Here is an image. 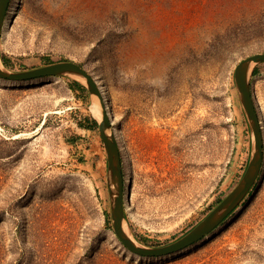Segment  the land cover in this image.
<instances>
[{"label": "rangeland", "instance_id": "1", "mask_svg": "<svg viewBox=\"0 0 264 264\" xmlns=\"http://www.w3.org/2000/svg\"><path fill=\"white\" fill-rule=\"evenodd\" d=\"M256 53L264 0H11L0 30L5 70L72 61L104 86L123 228L149 248L244 174L253 138L233 75ZM30 82L0 79V264H264V141L254 186L206 239L138 257L113 232L97 98L70 75ZM248 83L264 134V62Z\"/></svg>", "mask_w": 264, "mask_h": 264}, {"label": "water", "instance_id": "2", "mask_svg": "<svg viewBox=\"0 0 264 264\" xmlns=\"http://www.w3.org/2000/svg\"><path fill=\"white\" fill-rule=\"evenodd\" d=\"M11 0H0V30ZM264 62V53H256L240 61L234 68L235 88L250 126L253 138V150L248 165L236 186L189 232L176 241L161 247L149 248L136 245L125 233L123 228L124 206L122 203V156L116 137L108 134L111 128L109 118L103 116L98 122V131L102 140L108 169L107 187L110 197V216L113 232L122 246L130 253L144 258L168 256L180 252L199 242L209 235L221 222L226 219L236 205L247 194L261 170L262 141L260 139V125L258 114L254 106L248 83V74L255 64ZM70 75L84 82L88 92L102 103V92L94 78L79 64L72 61L51 63L38 68L21 72H10L0 69V79L13 83ZM262 173H260V176Z\"/></svg>", "mask_w": 264, "mask_h": 264}, {"label": "bare ground", "instance_id": "3", "mask_svg": "<svg viewBox=\"0 0 264 264\" xmlns=\"http://www.w3.org/2000/svg\"><path fill=\"white\" fill-rule=\"evenodd\" d=\"M0 69H2V70H5L4 69V67H3V65H2V63H1V61H0ZM32 81L33 80H31V82L30 83H32ZM29 82V81H28ZM100 89H101V92H102V101L101 102H103V105H102V103H101V105H100V103L98 102V101H96V103H97V106H98V109L95 111V113L97 114V116L98 117H96V118H98V119H102V117L103 116H105V117H110L111 116V106H110V103H109V101H108V96H107V93H106V90H105V88H104V86H100ZM98 121V120H97ZM117 130H116V128H114V124L112 123V125H111V128H110V130H109V132H108V134H113L114 136H116V139L118 138V134H117ZM119 139V138H118ZM260 139H261V141L263 142L264 141V134H263V130L262 131H260ZM121 145V144H120ZM119 148H120V151L122 152L123 151V148H122V146H119ZM125 161V160H124ZM126 162V161H125ZM262 162V161H261ZM127 163V162H126ZM125 167V166H124ZM125 169V168H124ZM126 170H128V169H126ZM124 171V170H123ZM128 172V171H127ZM125 174V173H124ZM261 182H263L264 183V172H263V174H262V181ZM124 186V185H123ZM126 188V187H125ZM124 188V189H125ZM122 203H123V192H122ZM125 233L127 234V236L136 244V245H139L138 243H137V241H135V239L131 236V234L129 233V232H126L125 231ZM208 237V235L204 238V239H206Z\"/></svg>", "mask_w": 264, "mask_h": 264}, {"label": "trees", "instance_id": "4", "mask_svg": "<svg viewBox=\"0 0 264 264\" xmlns=\"http://www.w3.org/2000/svg\"><path fill=\"white\" fill-rule=\"evenodd\" d=\"M78 87H80V86L78 85ZM80 88H81V87H80ZM121 167H122V166H121ZM122 168H123V167H122ZM122 175H123V172H122ZM253 184H254V183H253ZM253 186H254V185H253ZM253 186H252V187H253ZM252 187H251V189H252Z\"/></svg>", "mask_w": 264, "mask_h": 264}, {"label": "flooded vegetation", "instance_id": "5", "mask_svg": "<svg viewBox=\"0 0 264 264\" xmlns=\"http://www.w3.org/2000/svg\"><path fill=\"white\" fill-rule=\"evenodd\" d=\"M261 164H262V162H261Z\"/></svg>", "mask_w": 264, "mask_h": 264}]
</instances>
